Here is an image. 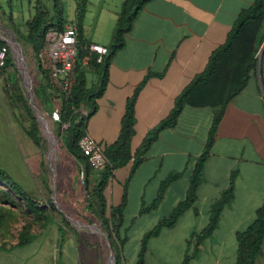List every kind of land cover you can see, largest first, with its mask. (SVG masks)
I'll return each instance as SVG.
<instances>
[{
  "label": "crops",
  "instance_id": "obj_1",
  "mask_svg": "<svg viewBox=\"0 0 264 264\" xmlns=\"http://www.w3.org/2000/svg\"><path fill=\"white\" fill-rule=\"evenodd\" d=\"M125 1L88 0L86 11L89 6L91 11L88 13L93 16L86 23L88 14L85 11L86 18L83 17L81 22L82 37L86 43L109 46ZM255 1L152 0L147 3L137 17L133 30L127 34L125 47L112 59L108 85L104 95L96 101L98 109L88 119L86 131L105 150L114 145L120 137L128 99L152 73L136 104L137 122L131 142L132 154L136 155L149 132L169 117L176 99L196 76L204 72L214 51L226 43L240 13ZM3 4L10 8L11 1L4 0ZM39 7H44L43 0H37L36 5L29 3L28 13L22 14L21 26L24 27L21 29L14 21L13 9L7 12L0 7V44L9 47L7 59L11 60L7 67H0L3 90L6 84L12 82L23 87L24 80L28 93L32 91L35 95V88L41 85L35 78L36 70L43 74L38 64L39 52L28 40L29 22ZM50 12L54 20L57 16ZM60 17L64 20V26L75 25L79 33L78 18L67 20L62 14ZM259 54V72L228 105L218 125L196 202L173 227L163 228L158 235L150 238L144 264H182L186 255L194 252L196 254L189 264H236L237 234L255 220L264 202V52ZM19 64L24 66L23 69ZM29 69L38 84L36 87L27 73ZM90 73L93 72L88 73V88L96 85L94 76L90 85ZM97 78L99 81V76ZM30 82L32 85L29 87ZM87 108L83 107V112H87ZM59 110L55 108L50 114L55 122L54 113ZM214 117L215 110L210 107H185L177 124L160 132L135 169L134 157L126 166L115 170L104 194L108 217L112 208L123 204L126 198L120 227V237L126 240L121 247L123 264L128 262L125 257L128 251L131 264L138 263L144 236L186 199L195 164L208 142ZM96 173L98 177H95ZM177 173L180 177L170 183L161 195L163 183ZM91 175L94 187L101 177V171L93 170ZM230 190L233 199L222 210L217 228L197 246L192 241L193 235L201 233L208 226L213 207ZM158 199L156 206H153ZM87 204L83 205L85 211L89 212ZM92 216L99 226L78 223L84 226L85 233H96L107 238L101 221ZM82 219L93 220L90 217ZM56 249L53 247L57 258L58 255L60 257L56 260L59 264L62 263V254L66 256L72 250L75 254L73 248L60 246ZM113 252L115 254L114 249ZM74 254L70 259L76 263ZM65 260L68 262V259ZM255 264H264V241L262 253Z\"/></svg>",
  "mask_w": 264,
  "mask_h": 264
},
{
  "label": "trees",
  "instance_id": "obj_2",
  "mask_svg": "<svg viewBox=\"0 0 264 264\" xmlns=\"http://www.w3.org/2000/svg\"><path fill=\"white\" fill-rule=\"evenodd\" d=\"M41 1L38 0V2ZM61 1L53 0L54 10L59 9V5L62 3ZM150 1L152 0H126L122 5L121 12L113 30L111 43L106 47L108 52L105 55L93 53L89 65L84 66L82 60L89 54L88 46L90 44L86 43L82 37L81 22L86 11L88 0H78L79 53L74 86L69 96H67L63 92L54 89L52 84H50L48 75L43 72L49 81V87L47 86L48 84L46 86L42 85V91L40 88H35L36 97L41 101V104L49 114H52L56 108L54 105L55 99H62L59 120L57 122L60 124L64 122L69 124L67 128V145L70 152L78 160L85 163L84 172L85 178L87 177V186L89 183L88 177L93 172V169L87 157L80 150L79 140L86 132L88 119L97 112V99L105 93L109 81V67L113 57L125 47L127 34L133 30L137 17ZM51 18L49 9L39 7L37 8L35 17L29 22L30 34L28 40L33 44L37 52H39L45 43L46 32L49 27H64V20L61 17H56L57 22L53 18L51 20ZM263 43L264 0H256L252 6L244 9L240 13L233 29L228 35L226 43L214 51L204 72L196 76L191 84L176 99L175 107L169 117L149 132L136 155H133L131 151V142L135 135V125L137 122L136 104L142 89L153 75L152 73L145 78L136 88L134 94L128 99L119 140L105 150L109 164L105 170L101 171V177L93 187V191H88L89 199L88 206L86 207L90 213L101 221L102 229L108 235L115 250L116 264H121L123 259L121 247L124 246L126 241L120 237V227L123 222L126 198H124L123 204L112 208L110 216L108 217L107 202L104 194L109 180L114 176L115 170L126 166L134 157L135 165L133 169H135L142 162V159L158 138L160 132L164 129L174 127L177 124L185 107H210L215 110V117L209 139L203 153L195 164L186 199L179 203L168 218L158 223L142 239V247L137 264H144L145 252L150 238L158 235L163 228L173 227L179 217L196 202L197 192L204 176L205 163L211 154L218 125L223 119L228 105L247 87L250 79L259 72V53ZM2 46L4 45L0 44V49ZM10 62L11 60L7 59L5 67ZM88 68H92L93 73L99 76L98 83L91 88L87 87ZM24 102L27 106L26 110L33 119L32 126L34 130L32 132L30 131L29 135L36 145H40L38 133L35 131L37 130V120L27 101L25 100ZM82 107H88V115L84 114ZM178 177H180V174H173L163 183L161 195L164 189ZM0 185L6 186L8 191H10V193L4 192V196L13 206L20 204L23 207L24 213L34 217L35 221L41 222L47 227L53 222V212H55L56 207L50 206V210L47 211L46 206L41 205L36 197L26 191L1 167ZM159 199L153 206H156ZM232 199L233 194L230 190L215 204L208 226L201 233L193 235L192 241H195L197 246L213 234L219 224L222 210ZM1 221L2 217H0V224ZM87 222L90 223L92 221ZM33 239V234L26 225L20 233L19 242L15 248L29 245ZM237 240L238 256L236 264H255L257 257L262 253L264 241V202L257 211L255 220L246 230L237 234ZM195 254L196 252L191 255L187 254L182 264H189Z\"/></svg>",
  "mask_w": 264,
  "mask_h": 264
},
{
  "label": "rangeland",
  "instance_id": "obj_3",
  "mask_svg": "<svg viewBox=\"0 0 264 264\" xmlns=\"http://www.w3.org/2000/svg\"><path fill=\"white\" fill-rule=\"evenodd\" d=\"M10 8L5 7L4 0H0V7L4 11L13 9L15 23L21 29L23 12L28 13L29 3L37 4V0H10ZM51 1V3H50ZM44 7L52 11L53 15H63L64 19L78 18V0H62L59 9L54 10L53 0H43ZM23 4V6H22ZM4 6V7H3ZM89 8V6H88ZM87 8L86 18L91 20V9ZM85 14V15H86ZM57 22V18L54 19ZM86 23H89L87 21ZM260 55V54H259ZM23 69V65L19 64ZM93 72L92 68H88ZM33 86L38 84L31 76V69L27 71ZM35 78L41 82L37 88L42 91V85L48 84V80L41 71L36 70ZM94 73H90L91 78ZM25 77V76H24ZM27 80V79H26ZM28 81V80H27ZM30 81V80H29ZM2 83V82H1ZM30 82V85H32ZM16 86L13 82L6 84L3 90L0 84V167L5 169L26 191L30 192L39 203L48 210L50 206L56 207L53 222L47 227L34 217L24 213L23 207L18 204L13 206L4 192H9L7 187L0 185V264H59L54 248L75 249L72 253L76 256V263L68 255H61V264H109L113 246L105 236L100 234L85 233L84 226H99L92 214L85 211L83 204L88 202V191H93L91 181L93 172L85 178V163L78 160L69 150L67 145L66 122H55L45 110L41 101L32 92L28 96V86ZM39 90V91H40ZM22 93V96H20ZM34 112L37 120V133L40 145H36L31 139L29 132L33 131V119L26 110L24 101ZM62 99H55V107L61 109ZM83 109V107H82ZM45 123V125L43 124ZM47 128H46V127ZM98 177V174H94ZM17 200V199H15ZM18 201V200H17ZM90 217L93 222L88 224L82 218ZM79 222V223H78ZM29 227L33 234V241L26 246L15 248L19 242L20 233L24 227ZM96 231V229H94ZM105 235H107L105 233ZM57 242H59L57 244ZM4 246V247H3ZM56 249V250H57ZM7 250V251H6ZM115 251V250H114ZM128 259L126 264H131V254H125ZM68 259V262L65 260ZM72 263H70V262ZM116 264V260H115ZM121 264L122 261H121Z\"/></svg>",
  "mask_w": 264,
  "mask_h": 264
},
{
  "label": "built area",
  "instance_id": "obj_4",
  "mask_svg": "<svg viewBox=\"0 0 264 264\" xmlns=\"http://www.w3.org/2000/svg\"><path fill=\"white\" fill-rule=\"evenodd\" d=\"M89 54L82 63L88 66L93 53L105 55L107 48L92 43L88 46ZM9 47L4 45L0 49V67L6 66ZM79 41L75 25L68 24L63 28L51 26L48 28L45 43L38 53L39 67L48 75L54 89L69 96L76 79V66L78 62ZM88 115L87 112H84ZM60 111L54 113L55 120H59ZM81 152L87 157L94 171L105 170L109 159L105 149L86 131L79 140Z\"/></svg>",
  "mask_w": 264,
  "mask_h": 264
},
{
  "label": "water",
  "instance_id": "obj_5",
  "mask_svg": "<svg viewBox=\"0 0 264 264\" xmlns=\"http://www.w3.org/2000/svg\"><path fill=\"white\" fill-rule=\"evenodd\" d=\"M264 52V43L261 47V50H260V53L263 54ZM32 92L30 93V96H31ZM106 237V236H105ZM107 240L109 241L108 237H107ZM110 242V241H109ZM110 264H115V254L113 251H111V255H110Z\"/></svg>",
  "mask_w": 264,
  "mask_h": 264
}]
</instances>
